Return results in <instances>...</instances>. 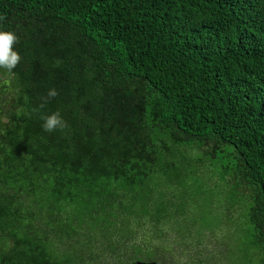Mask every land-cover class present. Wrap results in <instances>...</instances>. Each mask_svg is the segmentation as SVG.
Here are the masks:
<instances>
[{
    "label": "trees",
    "instance_id": "1",
    "mask_svg": "<svg viewBox=\"0 0 264 264\" xmlns=\"http://www.w3.org/2000/svg\"><path fill=\"white\" fill-rule=\"evenodd\" d=\"M0 28L22 56L0 69V264L164 262L156 176L193 146L248 197L264 264V0H0Z\"/></svg>",
    "mask_w": 264,
    "mask_h": 264
},
{
    "label": "rangeland",
    "instance_id": "2",
    "mask_svg": "<svg viewBox=\"0 0 264 264\" xmlns=\"http://www.w3.org/2000/svg\"><path fill=\"white\" fill-rule=\"evenodd\" d=\"M165 156L156 183L163 184L162 207L165 250L172 256L160 264H262L260 249L252 242L253 226L246 213L250 206L243 191L221 176V164L197 146ZM175 181V182H174ZM78 211L60 216L59 223L74 222ZM55 237L51 243L56 245ZM139 259L145 261V257ZM136 261V260H134ZM134 261H131L133 263Z\"/></svg>",
    "mask_w": 264,
    "mask_h": 264
},
{
    "label": "clouds",
    "instance_id": "3",
    "mask_svg": "<svg viewBox=\"0 0 264 264\" xmlns=\"http://www.w3.org/2000/svg\"><path fill=\"white\" fill-rule=\"evenodd\" d=\"M19 43V36L13 30H5L0 28V69L12 72L22 61L19 50L15 47ZM55 88L49 89L47 97L57 96ZM43 123L42 128L45 132H53L56 129H63L65 121L59 111L52 112L41 117Z\"/></svg>",
    "mask_w": 264,
    "mask_h": 264
},
{
    "label": "water",
    "instance_id": "4",
    "mask_svg": "<svg viewBox=\"0 0 264 264\" xmlns=\"http://www.w3.org/2000/svg\"><path fill=\"white\" fill-rule=\"evenodd\" d=\"M131 264H158L156 261H143V260H136Z\"/></svg>",
    "mask_w": 264,
    "mask_h": 264
}]
</instances>
